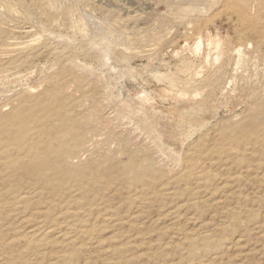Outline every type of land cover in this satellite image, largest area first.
<instances>
[{"label": "rangeland", "instance_id": "obj_1", "mask_svg": "<svg viewBox=\"0 0 264 264\" xmlns=\"http://www.w3.org/2000/svg\"><path fill=\"white\" fill-rule=\"evenodd\" d=\"M56 2L0 0V41L8 42L0 57L24 61L0 73V104L26 89L34 106L51 102L50 119L40 105L27 115L37 113L56 136L70 138L71 149L78 140L81 170L59 166L41 197L0 204V264H264V109L251 106L264 86V53L239 36L228 12L201 10L193 0ZM208 33L229 38L223 51L246 44L237 94L221 97L207 74L180 71L185 60L196 69L203 55L217 53ZM200 37L199 55L193 46ZM104 40L117 44L107 57ZM147 67L178 72L179 87L193 93L199 86L205 100L169 136L163 124L171 123L174 103L161 92L168 84ZM144 98L149 105L138 110ZM28 229L42 230L32 243Z\"/></svg>", "mask_w": 264, "mask_h": 264}, {"label": "bare ground", "instance_id": "obj_2", "mask_svg": "<svg viewBox=\"0 0 264 264\" xmlns=\"http://www.w3.org/2000/svg\"><path fill=\"white\" fill-rule=\"evenodd\" d=\"M193 1L196 3L197 6H199L201 8V10L212 11L213 9L222 8L223 11L228 12V14L232 17L231 19L237 23L236 28L239 31V36L240 37L242 36V38L244 40L246 39L248 41L247 44L249 46H251L252 48H254V50L257 53H259V52L264 53V0H193ZM57 3L58 2H56V0H49V4H51L53 7H58L59 3H58V5H57ZM74 12H76V10L74 11L73 7L69 9V13L72 16L74 14H76ZM78 13H79L78 16H81L80 12H78ZM86 16H87V18L89 17L88 15H86ZM81 18H82V16H81ZM83 18L85 19L84 15H83ZM85 21H87V19ZM89 23H91V22H89ZM92 25H93V22H92ZM85 26H86V24H85ZM95 26H96V24H95ZM113 28H115V27H113ZM97 31H98V29H97ZM110 31H112V30L110 29ZM108 32H106V34H109ZM112 33H114V32H112ZM106 34L103 36V37L107 36L106 39L105 38L104 39L110 40L112 37H109L110 38L109 39L108 35H106ZM90 35H91V33H90ZM115 36H113V38ZM117 37H118V35H117ZM113 38L111 39L112 41H113ZM105 40L103 41L104 43L107 42ZM112 41H108L105 44L106 57L109 56L113 52L114 48L117 46V44L112 42ZM6 43H8V42H4V41L1 42L0 41V53L2 50L1 46L7 45ZM206 43H207V46L209 48L210 47L216 48L218 50L217 53L215 54L216 51H214L213 52L214 54H212L211 52H208L207 54L203 55L202 56L203 61H202L201 65L199 67H197L196 69L193 68L194 65L191 61H189V60L183 61V66L180 69L181 73L188 72L189 74H192L191 76L197 77V78L203 77L204 75L207 74L212 79L217 81V85H218L217 87H218L219 95L221 97L226 96L228 93H231L233 95L239 93L237 91L240 89V87H242L241 83H240V79L243 77V74L248 69L247 68V59L248 58L246 57V52H245L246 44L245 43H244L245 45L239 44V45H236L235 47H233V49H228L227 51H223L222 48L226 45L231 46V43H230V40L228 37L222 38L219 33H217L216 35L208 33ZM204 46H205L204 40L202 39V37H200V39L197 42H195V44L193 46V52L200 55L201 53H203ZM232 54H235V56H237V59H235L233 63H232L233 60L230 59L232 57ZM175 56L178 57V53H176ZM19 59H20L19 57H14V59H11L13 62H10L9 60H4L3 58L0 57V73L2 74L5 71L9 70L11 68V66H13V65H17V66L21 67V64L24 61H21ZM147 69H148V67H147ZM148 70L151 72L150 74H152L157 80L165 82L168 84V88H165L162 90L160 89V90L164 96L172 99V101L174 103L172 108H168L169 109L168 112L170 113L169 116L172 118L171 123H169V124H168V122H166V123L164 122V124L162 123L164 125V128L168 131V132H166V134L169 136L172 133V131H171V133H169V130L171 129L170 126L175 125L174 126V128H175L177 125L176 123H179L181 121V119L183 118V114L188 113L189 111L195 110L196 108H198V106L202 105L205 102V100L202 98V95L200 92L201 88H199V86H197L195 88V91L193 93H190L189 91L184 90V89L179 87V83H178V79H179L178 74L179 73L178 72H172L171 70H167V71L165 70L166 72H161V70H155L152 68H151V70L150 69H148ZM257 73L259 74V72H257ZM246 74L248 75V73H246ZM188 80H190V78ZM241 81L243 83V80H241ZM203 82L206 83L207 80H205V81L203 80ZM94 90H96V89H94ZM248 91L249 90L246 88L242 89V91H241V94H242V97L244 98V100L247 99L246 96H247ZM35 92L36 91H34V93ZM205 92H207V91H205ZM31 93H33L32 89H26L24 91L23 95H17L13 98H9V100L7 102L0 104V204L4 203L5 205H7L9 201H11L12 204L21 203L22 201H24L23 203H31L30 199L32 197H35V198L41 197L44 194L43 193V191L45 190L44 186L53 187V185H54L53 184L54 183V177L53 176L55 175L59 166L67 167L70 169L69 171H71L73 173H76L79 170H81V167L78 168L76 165V162H75L76 161L75 159H77L78 157L74 156V154L79 153L81 151L79 144H78L79 143L78 140H76V139L74 140V144H73L74 147L71 149L68 147L69 142H70V138L64 139V138H60L59 136H56V134H54L52 132V130H54V127L46 126L45 124L39 122V120H41L40 119L41 117L37 113H32L29 116L27 115L28 110L32 109L35 106L38 107L40 105V106H42V109H44L45 111L47 110L48 114L44 115V116H49V119H50V116H51L50 112L53 109V107H52L53 104L51 102H46V101L39 102V103L36 102V105L34 106L32 101L29 98H27V95L31 94ZM252 93H255V92H252ZM145 94H147V93H145ZM85 95H87V94H85ZM141 95H143V94H141ZM215 95L218 96V93H216ZM82 96H83V94H82ZM95 96L93 98H95ZM203 96H204V93H203ZM255 96H256V100L254 103H251L252 104L251 106L264 109V86L259 88L258 90H256ZM141 97H140V99H141ZM137 98H139V97H137ZM149 101H150L149 98H147V99L144 98V100L142 99V101L140 102L137 109L140 110V109L145 108V107H143V108H140V107L143 105H149ZM239 103H241V102H239ZM239 103L235 102L234 104L240 105ZM61 104L63 107V103H61ZM58 108H59V106L56 109H58ZM236 109H237V107H236ZM250 109L251 108H249V110ZM160 112H163V111H160ZM77 113L78 112H75V114H77ZM163 113H165V112H163ZM59 114H60V112H59ZM64 115L67 117L69 116V115H66V112L64 113ZM140 115H141V113H140ZM165 118H167V115L165 116ZM169 118H167V119H169ZM174 118H176L177 121L174 120ZM248 118H249V116L247 117V119ZM226 121L228 122V120H226ZM69 122H71V121H69ZM39 123H41V124H39ZM72 123L74 124V122H72ZM234 125H236V123ZM258 127L259 126L257 125V128ZM216 128H217V124H216ZM260 128H263V126L262 127L260 126ZM93 129H94L93 130V132H94L96 129L95 128H93ZM226 131H227V129H226ZM235 132L239 133L238 131H231L229 136L231 138L237 139L238 137H242L243 133H244L243 132L241 134V136L240 135L236 136L238 134ZM251 132L252 131H250V133ZM61 133H63V131ZM66 133L72 136V134L68 128H66ZM257 133H260V132L258 131ZM257 133L255 134L256 136L260 135V134L257 135ZM261 135H262V137L264 136V134H261ZM245 136L248 139L249 135H247V133L245 134ZM244 137H243V139H244ZM239 139H241V138H239ZM221 141H222V139H221ZM222 142H224V141H222ZM42 144H44L43 147L40 146ZM231 144H233V143H231ZM243 144L245 145L246 143H243ZM221 145L224 146V144H221ZM227 146H228V144H227ZM246 146H247V144H246ZM213 153H214V151H213ZM51 154L55 155V159H56L55 161L50 159ZM142 160H144V159H142ZM129 163H131V162H129ZM193 163H194V161H193ZM194 164H196V163H194ZM103 169H105V168H103ZM185 169L187 170V168H185ZM104 172H105V170H104ZM151 173L154 174L153 172H151ZM59 174H60V172H59ZM102 175H104V174H102ZM142 177H143V175H142ZM91 178H92V176H91ZM105 178H106V175H105ZM138 181L139 180H137V182ZM41 199H43V201H44V198H41ZM36 204H34V205H36ZM133 215H135V214H133ZM252 215H254V213ZM16 217H15V219H16ZM255 217H257V216H255ZM52 218H54V216ZM250 219H251V216H250L249 220ZM239 220H240L239 217H235L233 219V222H235V224L242 223V222H239ZM4 222H5V220H4ZM251 223H252V221H251ZM1 225L3 226V224H0V226ZM38 225H41V223H39ZM2 229H3V227H2ZM29 229H28V231H29ZM52 229H54V228L48 227V229H46V231H44V233L40 234L39 236H43V238H45L47 235L50 234ZM40 231H42V230L33 229V230L29 231L28 233L26 232L27 234L25 235V238L27 239V242L32 243L33 241H36L35 238H36V236H38ZM230 232H232V231H230ZM57 233L58 232H56L55 234L57 235ZM43 238H41V239H43ZM39 240L40 239H37V242H40ZM237 243H240V242H237ZM23 248H24V246H23Z\"/></svg>", "mask_w": 264, "mask_h": 264}]
</instances>
